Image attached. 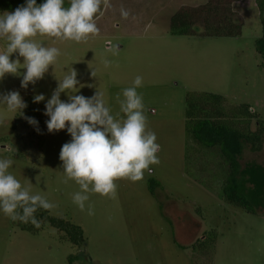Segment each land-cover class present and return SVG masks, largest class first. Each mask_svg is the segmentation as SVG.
Returning a JSON list of instances; mask_svg holds the SVG:
<instances>
[{"label": "rangeland", "instance_id": "obj_1", "mask_svg": "<svg viewBox=\"0 0 264 264\" xmlns=\"http://www.w3.org/2000/svg\"><path fill=\"white\" fill-rule=\"evenodd\" d=\"M204 1L109 0L111 7L102 3L94 17L98 35L79 43L33 38L60 53L43 79L21 88L25 70L20 69L19 76L6 74L0 80V95L18 91L24 101L43 94L45 100L36 104L44 113L58 82L74 69L78 91L68 94L91 98L98 92L115 117L116 95L142 77L137 92L143 96L147 130L156 134L160 145L159 164L150 165L137 182L115 181V198L89 194L84 211L72 201L79 186L63 182L59 154L71 140L67 129L49 133V118L41 114L36 128L12 130L19 114L0 105V159L13 160L8 172L30 195H41L54 205L47 210L49 216L81 229L90 264H264V215L244 213L204 190L198 181L213 186L214 173L208 168L212 155L211 163H206L189 151L187 165L184 161L189 147L183 132L188 93L217 94L227 104H246L264 122V70L254 48L260 30L252 0L233 5L243 24L235 38L168 34V18L178 7H195ZM121 7L129 11L127 19L121 17ZM113 45L118 46L115 52ZM5 46L0 39V52ZM17 57L14 53L10 59ZM104 60L111 61L109 67ZM60 99L68 102V95L61 93ZM244 164L264 167V136L259 152H242L240 165ZM150 179L159 185L153 197L147 191ZM89 205L94 215L87 214ZM209 231L217 234L212 255L207 250L190 253V244ZM60 236L46 225L34 235L21 232L0 210V264H69L67 258L76 251Z\"/></svg>", "mask_w": 264, "mask_h": 264}, {"label": "clouds", "instance_id": "obj_2", "mask_svg": "<svg viewBox=\"0 0 264 264\" xmlns=\"http://www.w3.org/2000/svg\"><path fill=\"white\" fill-rule=\"evenodd\" d=\"M102 3L111 7L109 0H69L68 7L64 6L65 0H45L40 5L36 0H26L24 6L0 15V39L6 42L4 51L0 52V80L6 74L19 76L20 69L25 70L21 88L26 89L29 84L43 79L60 53L58 48L46 47L33 38L52 37L61 42L79 43L86 41L89 35H98L94 17ZM120 14L123 19L129 17V11L123 7ZM117 47L113 45V52ZM14 53L18 57L12 60L10 57ZM21 57L23 63L20 62ZM103 64L109 67L111 61L104 60ZM91 75L94 77L95 72ZM76 77L77 72L71 69L58 82L45 104L44 115L49 118L46 121L49 133L66 128L71 136L70 142L62 146L59 159L63 182L74 181L79 186L72 201L80 211H84L89 194L115 198V181L127 179L137 182L143 179L145 171H150V165L159 164L156 154L160 145L156 143V134L147 130L143 96L137 92L142 85V77L137 76L131 87L116 95L119 112L115 117L98 92L91 98L68 94L78 91ZM61 93L68 95V102L60 99ZM44 100V95L39 94L34 96L33 102ZM0 105L6 111L21 116L27 107L18 91L0 95ZM26 119L30 125L38 123L34 118ZM12 164L11 158L0 159V210L12 221L31 223L39 228L42 221L36 218L35 213L38 209L49 210L54 205L41 195H30L27 188H22L20 181L8 172ZM87 214L94 215L90 205Z\"/></svg>", "mask_w": 264, "mask_h": 264}, {"label": "trees", "instance_id": "obj_3", "mask_svg": "<svg viewBox=\"0 0 264 264\" xmlns=\"http://www.w3.org/2000/svg\"><path fill=\"white\" fill-rule=\"evenodd\" d=\"M238 1L205 0L195 7L180 6L168 18V34L171 37L235 38L239 36L243 25L233 11V5ZM44 2L45 0H36L37 5ZM252 2L257 11L260 30V37L255 40L254 48L260 59V67L264 70V0ZM25 4L26 0H0V12H13ZM64 6H69V0H65ZM24 102L27 107L22 110V116L19 114L16 117L12 130L16 126L23 129L36 128L41 114H44L31 98L25 99ZM184 104L183 132L189 142V147L186 148L188 154L184 155L185 164L190 159L189 151L191 156L206 163H211L209 154L212 155V163L208 168L212 175L214 173V178H211L213 186L200 181L198 183L226 205L247 214L264 215V167L257 164L240 165L244 150H261L264 122L248 105L227 104L225 99L217 94L188 93ZM26 117L34 118L38 122L37 125H30ZM158 187L155 180L147 181V191L152 197ZM35 216L42 221L41 226L46 225L60 233V240L75 249L76 254L69 256L68 262L90 264L86 255V243L78 226L62 218L49 216L48 211L43 209H38ZM12 224L19 231L31 235L41 228L19 221H12ZM216 235L215 231H209L206 235L201 233L188 250L190 253L207 250L212 255Z\"/></svg>", "mask_w": 264, "mask_h": 264}]
</instances>
